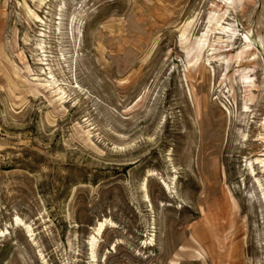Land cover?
Wrapping results in <instances>:
<instances>
[{"label":"rangeland","instance_id":"obj_1","mask_svg":"<svg viewBox=\"0 0 264 264\" xmlns=\"http://www.w3.org/2000/svg\"><path fill=\"white\" fill-rule=\"evenodd\" d=\"M0 264H264V0H0Z\"/></svg>","mask_w":264,"mask_h":264},{"label":"bare ground","instance_id":"obj_2","mask_svg":"<svg viewBox=\"0 0 264 264\" xmlns=\"http://www.w3.org/2000/svg\"><path fill=\"white\" fill-rule=\"evenodd\" d=\"M40 35H43V34H40ZM44 41L41 39V41L38 43L37 45V48L39 50H41V52H44ZM43 56L45 57L46 55L43 54ZM40 58L41 62L40 64L41 65H47L48 63L46 62V58ZM47 68V67H46ZM47 69H49V72H48V77H46L47 79H51V82H49V80H47V82L49 83V85H53L54 88H57L55 90H59L60 87H57V80L54 78V75H52L51 73V70H50V67H48ZM43 74H46L44 71H43ZM145 188V186L143 187ZM16 223H22V221H20L18 218L15 219ZM105 225H106V221H101L97 228L95 229L96 230V234H100L102 232V230H104L105 228ZM90 256L92 257L93 260H95L96 258V255H95V247L97 245V240H96V237L95 236H92L91 239H90Z\"/></svg>","mask_w":264,"mask_h":264}]
</instances>
